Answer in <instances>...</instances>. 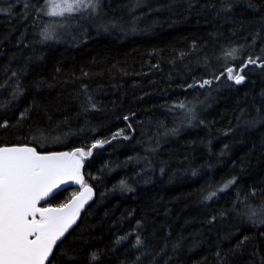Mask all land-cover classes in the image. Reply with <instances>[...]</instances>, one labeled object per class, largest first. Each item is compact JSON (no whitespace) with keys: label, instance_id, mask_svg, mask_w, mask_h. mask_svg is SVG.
Here are the masks:
<instances>
[{"label":"trees","instance_id":"1","mask_svg":"<svg viewBox=\"0 0 264 264\" xmlns=\"http://www.w3.org/2000/svg\"><path fill=\"white\" fill-rule=\"evenodd\" d=\"M47 1L0 0V147L107 141L51 264H264V0Z\"/></svg>","mask_w":264,"mask_h":264},{"label":"snow or ice","instance_id":"2","mask_svg":"<svg viewBox=\"0 0 264 264\" xmlns=\"http://www.w3.org/2000/svg\"><path fill=\"white\" fill-rule=\"evenodd\" d=\"M62 2L66 7L60 14L73 11V4L83 0ZM45 35L47 37V33ZM236 51L233 49L226 55L233 57ZM248 64H257V59L249 57ZM241 71L229 67L221 76L226 74L229 80L240 84L245 79ZM211 83L205 80L200 86ZM2 126L5 124H0ZM106 142L96 141L87 151L77 148L60 153H41L28 145L0 147V264H51L50 257L57 242L76 223L80 210L92 197V189L81 172L83 161L91 156L93 148ZM68 181L82 185L83 190L57 207L38 206L54 189ZM231 183L234 180L225 187ZM120 187L126 189L123 182ZM213 196L215 192L208 199ZM141 244L137 238L136 245Z\"/></svg>","mask_w":264,"mask_h":264},{"label":"water","instance_id":"3","mask_svg":"<svg viewBox=\"0 0 264 264\" xmlns=\"http://www.w3.org/2000/svg\"><path fill=\"white\" fill-rule=\"evenodd\" d=\"M16 146H23V145H16ZM29 147H34V148H36L35 146H33V145H28ZM3 147H12V146H3ZM36 150L38 151V152H41V153H60V152H69L68 150H42V151H40V150H38L37 148H36ZM77 183H75V182H73V181H68V182H66L65 184H62V185H60V187L59 188H56V189H54L44 200H42L41 202H40V204L38 205L39 207H44V206H42L41 204L43 203V202H45V201H47L48 199H50V198H52L53 196H55L58 192H60L61 190H64V189H67V188H72V187H74L75 185H76ZM90 188H91V186H89ZM92 189V188H91ZM83 190V188L79 191V192H81ZM79 192H77V193H79ZM76 193V194H77ZM92 196H93V190H92ZM73 197V196H72ZM71 197V198H72ZM91 199H92V197H91ZM91 199L90 200H88L87 201V203L84 205V207L80 210V214H79V216L77 217V219H76V223L78 222V220H79V218H80V215H81V212L83 211V209H85L88 205H89V203H90V201H91ZM69 201V200H68ZM68 201H66V202H68ZM65 202V203H66ZM64 204V203H63ZM59 205H61V204H59ZM59 205H55V204H53V205H50L51 207H57V206H59ZM46 207H49V206H46ZM37 218H39V217H37ZM75 223V224H76ZM75 224H73L72 225V227L68 230V232L73 228V226L75 225ZM68 232L67 233H65V236L68 234ZM64 236V237H65ZM63 237V238H64ZM62 238V239H63ZM61 239V240H62ZM60 241H58L57 242V244L59 243ZM56 244V245H57ZM56 247V246H55ZM55 247H54V249H55ZM54 249H53V251H54ZM51 258V257H50Z\"/></svg>","mask_w":264,"mask_h":264},{"label":"rangeland","instance_id":"4","mask_svg":"<svg viewBox=\"0 0 264 264\" xmlns=\"http://www.w3.org/2000/svg\"><path fill=\"white\" fill-rule=\"evenodd\" d=\"M92 1L93 0H91V3H89V0H83V2L80 3V4H75L74 3L73 4V11H71V12L64 11L63 14L64 13H73V12H76V11H80V10L86 9V7L88 5H91L92 4ZM47 6H48L49 12H52V13L58 14V15H60L61 9H64L66 7V5L62 2V0H48L47 1ZM41 145L42 146H47V145H49V142L47 140H43V143ZM77 186H78V188L80 190L83 188V186L80 185V184H77Z\"/></svg>","mask_w":264,"mask_h":264},{"label":"flooded vegetation","instance_id":"5","mask_svg":"<svg viewBox=\"0 0 264 264\" xmlns=\"http://www.w3.org/2000/svg\"><path fill=\"white\" fill-rule=\"evenodd\" d=\"M46 206V205H45Z\"/></svg>","mask_w":264,"mask_h":264}]
</instances>
